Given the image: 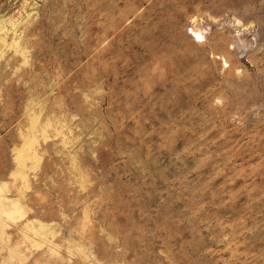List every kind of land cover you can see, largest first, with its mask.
I'll return each mask as SVG.
<instances>
[{
    "label": "rangeland",
    "instance_id": "obj_1",
    "mask_svg": "<svg viewBox=\"0 0 264 264\" xmlns=\"http://www.w3.org/2000/svg\"><path fill=\"white\" fill-rule=\"evenodd\" d=\"M0 264H264V0H0Z\"/></svg>",
    "mask_w": 264,
    "mask_h": 264
},
{
    "label": "bare ground",
    "instance_id": "obj_2",
    "mask_svg": "<svg viewBox=\"0 0 264 264\" xmlns=\"http://www.w3.org/2000/svg\"><path fill=\"white\" fill-rule=\"evenodd\" d=\"M192 33H193V36H194V38L196 37V38H201L202 37V33H201V31H199V30H192ZM198 40V39H197ZM225 61V60H224ZM227 64V63H226Z\"/></svg>",
    "mask_w": 264,
    "mask_h": 264
}]
</instances>
